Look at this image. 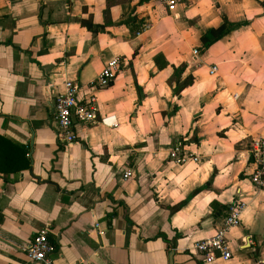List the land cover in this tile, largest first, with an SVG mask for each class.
<instances>
[{"label": "crops", "instance_id": "1", "mask_svg": "<svg viewBox=\"0 0 264 264\" xmlns=\"http://www.w3.org/2000/svg\"><path fill=\"white\" fill-rule=\"evenodd\" d=\"M221 14L236 25L201 48ZM112 56L121 61L113 80L89 86ZM67 78L78 98L94 94L103 120L75 122V140L63 144L51 103ZM252 136L264 137L259 0H176L171 9L161 0H0V264H33L24 247L43 224L56 264H167L169 248L172 264H264V189L247 177ZM176 139L198 161L169 160ZM236 198L229 258L202 261L190 246L222 217L209 201Z\"/></svg>", "mask_w": 264, "mask_h": 264}, {"label": "built area", "instance_id": "2", "mask_svg": "<svg viewBox=\"0 0 264 264\" xmlns=\"http://www.w3.org/2000/svg\"><path fill=\"white\" fill-rule=\"evenodd\" d=\"M167 9L173 8L176 0H161ZM197 49L192 47V53ZM121 61L112 56L105 60L100 67L95 78L89 86L98 88L106 86L116 75ZM216 64L211 63L207 72L213 73ZM79 85L72 78L63 80V89L56 92L51 103V118L53 121V131L59 143L66 144L75 140V122L90 123L103 120L97 117L95 112L94 94L92 92L78 98L76 92ZM169 160L175 164H184L188 161H198L199 156L190 147L188 142L176 139L167 150ZM248 156L251 160V169L247 174L249 182L264 189V137L252 136L248 142ZM131 174V170L124 169L121 177L126 178ZM2 173H0V181ZM243 206V201L236 198L229 202L227 212L220 218L219 223L214 227V231L201 238L195 239L190 250L199 254L202 261H213L216 258L227 259L230 256V249L224 236L225 230L238 222V214ZM48 227L46 224L36 228L31 239L24 247L25 256L28 262L33 264H56L53 260L54 243L48 238ZM102 232V230H99ZM249 239V236H247Z\"/></svg>", "mask_w": 264, "mask_h": 264}, {"label": "trees", "instance_id": "3", "mask_svg": "<svg viewBox=\"0 0 264 264\" xmlns=\"http://www.w3.org/2000/svg\"><path fill=\"white\" fill-rule=\"evenodd\" d=\"M259 2L264 7V0H259ZM125 21L129 26H131V23H135L133 18H128ZM79 22L81 24L85 25L89 29L96 30L98 28L97 24L92 23L90 21V19H88V18H79ZM235 25H236V23L229 21L224 14H221V21L217 25L210 26V27L206 28L200 34L199 39L201 41V48L206 47L211 42H213L217 38L224 35L229 29H231ZM138 27H139V25H138ZM153 60L159 66L165 64V62H166L165 59L162 58V55L160 53L153 55ZM182 68H183V65L180 64L178 69L180 70ZM190 82H191V76L186 75L181 81V86L185 85L186 83H190ZM192 139L194 141L196 140V138H194V137ZM205 185H206V183H205ZM197 189H198V187L194 188L189 194H192V192H194ZM186 198L180 199L179 201H177L174 204L167 205L169 211H172V210L176 209L177 207H179L180 205H182L185 202ZM209 204L211 206V209H212L214 215L223 216L227 212L228 204L226 202H220L216 199H211L209 201ZM157 235H159L166 242L167 248L171 247L174 244V237L175 236H173L172 238L169 239L162 232H158Z\"/></svg>", "mask_w": 264, "mask_h": 264}, {"label": "water", "instance_id": "4", "mask_svg": "<svg viewBox=\"0 0 264 264\" xmlns=\"http://www.w3.org/2000/svg\"><path fill=\"white\" fill-rule=\"evenodd\" d=\"M172 248H169L167 251V264H172Z\"/></svg>", "mask_w": 264, "mask_h": 264}]
</instances>
